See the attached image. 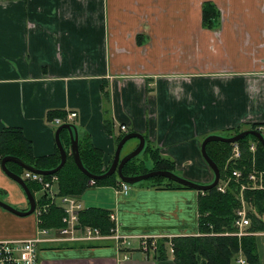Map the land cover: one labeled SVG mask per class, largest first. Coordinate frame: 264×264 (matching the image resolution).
I'll return each mask as SVG.
<instances>
[{
	"label": "crops",
	"instance_id": "crops-1",
	"mask_svg": "<svg viewBox=\"0 0 264 264\" xmlns=\"http://www.w3.org/2000/svg\"><path fill=\"white\" fill-rule=\"evenodd\" d=\"M207 3L216 9L209 23ZM70 112L78 113L71 124L79 138L89 135L104 153V167L125 125L182 177L212 183L204 139L264 126V0H0V133L19 128L34 157L53 156L61 125L51 115ZM62 144L73 159L71 137ZM58 184L59 177L56 190ZM119 186H95L77 197L84 209L113 214L122 234H198L199 191L143 183L123 194ZM0 199L30 209L1 161ZM39 225L35 213L0 207V241L34 238ZM56 234L39 244V264H176L172 253L161 260L145 253L137 238L120 249L111 239L70 243ZM239 258L246 260L240 253L235 264Z\"/></svg>",
	"mask_w": 264,
	"mask_h": 264
},
{
	"label": "trees",
	"instance_id": "trees-1",
	"mask_svg": "<svg viewBox=\"0 0 264 264\" xmlns=\"http://www.w3.org/2000/svg\"><path fill=\"white\" fill-rule=\"evenodd\" d=\"M216 15V9L207 3L203 8L204 22L209 23ZM57 116L64 120L66 115L53 113L51 118ZM110 120L106 121V128H109ZM245 130H257L258 125H251ZM244 129H238L226 137L239 134ZM131 133V132H129ZM128 133H123L118 138V143ZM62 140L67 139L70 143V137L67 130L60 134ZM144 153L149 154L154 162L152 171H170L176 173V166L169 158L162 157L159 150H153L147 143ZM235 144L240 148L241 156L239 159H233V149ZM251 144L256 145L255 153L250 151ZM80 155L84 167L93 175H102L106 173L111 164L104 167V153L95 148L89 135L79 138ZM207 153L210 158L217 164L221 172L220 179L226 180L235 170L242 171L244 182L249 184V175L254 171L262 173L264 179V147L254 136H247L239 142L230 144L223 142H211L207 145ZM7 156L18 157L32 167L49 171L58 167L61 162L60 153L53 156L36 158L32 153V144L28 141L22 130L19 128H7L0 133V161ZM7 166L10 171L22 176L25 172L19 165L9 162ZM147 171L142 170L139 157L129 161L123 168L125 176H136L144 174ZM177 174V173H176ZM53 175L45 176L49 180ZM59 177L60 196H81L90 187L88 182L90 178L84 175L71 156H68L64 167L54 174ZM181 176V175H180ZM150 184L152 187L161 189H189L178 183L167 180L162 177H154ZM26 183L34 194L41 190V186L33 181L26 180ZM118 174H114L104 180H96V186L102 185H119ZM144 181L139 183L143 184ZM241 184L231 181L225 192H220L217 188L206 192H199L198 202L199 223L198 234L177 236L172 239L173 258L176 264H235L239 254L242 253L248 264H260L258 252L259 234H262L264 241V191L263 190H246L244 191L245 199L252 209L249 211L251 225L247 229L250 235L241 238L231 235L237 232L235 227L236 211L240 207L239 193ZM46 195L43 194L38 203L44 204ZM64 211L56 205H51L47 212L41 216L42 229L57 230L63 227L62 219ZM80 222L83 226H92L100 229L103 235H109L114 227L110 219V212L101 208H86L80 213ZM154 257L158 260L167 259L170 255L169 240L167 238L159 239Z\"/></svg>",
	"mask_w": 264,
	"mask_h": 264
},
{
	"label": "built area",
	"instance_id": "built-area-1",
	"mask_svg": "<svg viewBox=\"0 0 264 264\" xmlns=\"http://www.w3.org/2000/svg\"><path fill=\"white\" fill-rule=\"evenodd\" d=\"M78 117L77 112H70L66 115L64 120L56 119L55 122L58 125L64 123L71 124ZM121 132L127 133V127L121 125ZM258 131L264 135V126H258ZM250 151L255 153L256 145L251 144ZM241 156L240 148L235 144L233 149V159H239ZM25 181H33L41 186V192L46 195V203L40 204L37 201L35 214L38 218V223L41 224V216L47 212L51 205H58L62 207L64 211V217L62 219L63 227L57 229V240L61 242H100L105 239H111L116 242L120 249L123 246H129L132 239H139L141 243V250L145 253L155 252L157 248V242L159 239L167 238L169 240L170 252L173 253L172 239L173 236H158V235H133V234H122L118 231L116 224V217L111 214L110 219L114 224L109 235H103L100 229L92 226H83L80 222V213L84 210L82 203L79 201L77 196H60L56 190V184L58 182L57 176H52L49 180L45 179V176L35 174L29 171L24 172L21 176ZM249 184L244 182V174L242 171L235 170L230 177L226 180L219 181L217 189L220 192H225L228 184L231 181L241 184V190L239 193L240 207L236 211L235 227L237 228L236 233L231 235L241 238L242 236L250 235L248 228L251 225V219L249 217V211L252 209L249 207L244 191L246 190H263L264 191V179L262 173L253 172L249 176ZM90 188L95 187V180L90 179L88 182ZM130 185L124 182L120 183V193L128 194ZM51 231L49 229L39 228L38 235L31 239L23 240H6L0 241V264H39V251L38 246L41 243L52 241ZM126 259L127 257L124 256ZM238 264H247L244 258L238 259Z\"/></svg>",
	"mask_w": 264,
	"mask_h": 264
},
{
	"label": "water",
	"instance_id": "water-1",
	"mask_svg": "<svg viewBox=\"0 0 264 264\" xmlns=\"http://www.w3.org/2000/svg\"><path fill=\"white\" fill-rule=\"evenodd\" d=\"M63 130H67L70 134L71 151H72V156H73L75 164L77 165L79 170L84 175H86L87 177H89L92 180H95V181L96 180H104V179L109 178L110 176H113L114 174H118L119 180L121 182L127 183V184L132 186V185L139 184L143 181L149 180V179L154 178V177H162V178H165L167 180L178 183L184 187H187L189 189L196 190L199 192H206V191H209V190L216 188L219 181H220V177H221L220 169L218 168L217 164L210 158V156L207 153V145L209 143H211V142H223V143L234 144V143L239 142L241 139H243L247 136H254L259 140V142L264 147V135L257 130H245V131H242L239 134L231 136V137H225V136H221V135H209L202 142L201 151H202V155H203L204 160L209 165V167L211 168V170L214 174V180L212 183L204 185V184H199V183L193 182V181L186 179V178H184V177H182L176 173H173L170 171H162V170L152 171V172H149L146 174H140V175H136V176H125L123 174L124 166L129 161H131L132 159L138 157L144 151L145 146H146V139H145L144 135H142L140 133H136V132H131V133H128L125 137H123V139L119 142L117 149L115 151V154H114L113 161H112L108 171L102 175H93L83 165L81 155H80L79 134H78V130H77L76 126L74 124L65 123V124H62L57 129L56 134H55L56 144H57V147H58V150L60 153V157H61V162L57 168H55L53 170H49V171H43V170H38V169L32 167L31 165L25 163L23 160H21L18 157L7 156V157L2 159L1 166H2L3 171L6 173V175H8L11 179L16 181L22 187V189L24 190V192L28 198V201L30 204V209L28 211H19V210L15 209L14 207H12L11 205L3 202L1 199H0V207L4 208L10 212H13L17 215H20V216H28V215H31L35 212L37 201L35 199L34 194L29 189L26 181L20 175L15 174L9 170L7 163H9V162L15 163L26 171H29V172H32L35 174H40L43 176L56 174L57 172H59L64 167V165L66 164L67 159H68V153H67L66 149L64 148V145L62 144V140H61V136H60V134ZM132 139H136L138 141L137 147L133 151H131L130 153L122 156V150H123L124 146L126 145V143L128 141H130Z\"/></svg>",
	"mask_w": 264,
	"mask_h": 264
},
{
	"label": "rangeland",
	"instance_id": "rangeland-1",
	"mask_svg": "<svg viewBox=\"0 0 264 264\" xmlns=\"http://www.w3.org/2000/svg\"><path fill=\"white\" fill-rule=\"evenodd\" d=\"M224 134V133H223ZM132 144H136V145H138V142H137V140L136 139H132V140H130V141H128L127 142V144H126V146L124 147V149L122 150V153L124 154L126 151H127V149L130 147V145H132ZM139 159H140V162H141V165H142V170L143 171H147L146 173H149V172H152V169L154 168V162H153V160L151 159V157H150V155L149 154H146V153H144V152H142L139 156ZM176 170V169H175ZM146 173H144V174H146ZM176 173L178 174V175H181L182 176V173H180V172H178L177 170H176ZM152 179H149V180H146V181H144L145 183H150V181H151ZM130 187H131V185H130ZM92 191H94V189H92V188H90L89 190H87L86 192H87V194L88 193H91ZM85 192V193H86ZM37 193H39L40 194V196H38V200L39 199H41V197L43 196V193L41 192V190L40 191H38ZM84 193V194H85ZM57 235V234H56ZM259 236V235H258ZM260 244V249H259V254H260V256H261V258L263 259V251H262V240H260V242H259ZM247 262V261H246ZM262 264H263V261H262Z\"/></svg>",
	"mask_w": 264,
	"mask_h": 264
}]
</instances>
